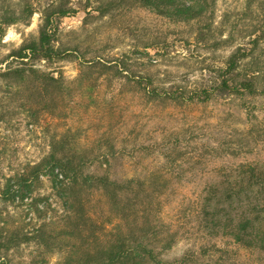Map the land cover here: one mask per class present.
Listing matches in <instances>:
<instances>
[{"label":"rangeland","instance_id":"1","mask_svg":"<svg viewBox=\"0 0 264 264\" xmlns=\"http://www.w3.org/2000/svg\"><path fill=\"white\" fill-rule=\"evenodd\" d=\"M27 1L35 7L32 16L5 27L0 36V72L8 64H18L9 54L38 35L40 10L53 0ZM104 1L68 0L78 11L59 19L57 44L73 49V54L56 62H35L34 67L54 76L60 72L66 81L54 114L39 112L32 118L29 106L38 105L41 95L31 97L29 82L12 89L0 77V191L9 176L46 155L52 136L68 131L77 147L107 155V167L118 178L164 166L163 151L169 146L181 150L176 161L181 167L174 169L183 172H165L172 182L181 180V185L171 187L173 192L169 190L163 208V219L175 224L178 210L196 200L207 183L264 178V96H217L207 103L161 105L146 101L135 84L140 76L149 75L159 87L208 86L227 56L254 38L259 43L252 63L264 84V0H208L212 1L209 21L201 22L206 27L200 33L193 23L173 22L137 6L97 15L95 8ZM18 3L0 0V5L8 4L16 11ZM220 40H224L221 46L212 47ZM78 56L89 61L99 58L112 67L124 62L128 77L115 78L113 70H107V75L98 78L105 68L97 65L84 70ZM82 70L85 79L80 81ZM40 179L32 195L48 196L40 204L48 201L59 210L61 201L51 178L46 174ZM24 207L8 204L4 211L17 222L27 221ZM190 210L186 213L190 221L162 258L173 260L189 253L194 255L190 264H215L212 260L218 253L213 251L225 248L232 264H264L255 252L237 249L220 238L206 240L210 251L205 261L196 262L205 240L191 233L194 212ZM34 253V244H23L11 252L12 262L31 264ZM49 258L53 264L60 255L52 252Z\"/></svg>","mask_w":264,"mask_h":264},{"label":"trees","instance_id":"2","mask_svg":"<svg viewBox=\"0 0 264 264\" xmlns=\"http://www.w3.org/2000/svg\"><path fill=\"white\" fill-rule=\"evenodd\" d=\"M211 3L208 0H105L95 10L102 16L116 9L137 6L173 22L193 23L200 33L206 27L201 26V22L209 21ZM18 5L17 11L8 4L0 5V36L5 27L18 21L27 22L35 12V7L27 0H19ZM77 11L68 0L47 3L40 10L38 35L12 50L9 56L18 64H8L0 72L8 87L17 89L29 82L31 97L35 93L41 95L38 105L29 106L32 118L36 119L39 112L54 114L58 109L56 98L62 95L60 92L65 94L66 81L60 72L54 76L34 65L40 61L56 62L73 54V49L57 44L58 21L74 16ZM223 41L213 42L212 47L218 48ZM258 41L254 38L232 51L208 86L159 87L149 75H144L136 80V88L146 101L161 105L207 103L217 96H264L260 71H256L252 63ZM78 57L84 70L97 65L105 68L98 78L107 75V70H113L115 78L121 77L117 75L128 77L124 74L127 71L124 62L114 68L99 58L89 61ZM84 73L82 70L77 80L85 79ZM88 73L90 75L91 71ZM70 133L52 136L45 156L6 179L0 191V264H13L11 252L29 243L35 245L31 264H50L52 252L60 255L53 264H190L194 255L189 253L173 260L162 258L190 221L186 219L187 209L194 212L191 233L205 240L196 262L205 261L203 257L209 250H206V240L211 238L224 239L237 249L255 252L264 262V178L207 183L196 200L178 210L180 218L175 224L163 219V208L170 192L174 191L171 187L175 183L181 185V180L172 182L165 172H183L174 169L181 167L176 162L181 150L169 146L163 151L164 166L143 175L118 178L107 167V155L94 148L77 147ZM46 174L61 201L59 210L48 201L40 204L48 196L32 195L33 188ZM8 204L24 205L28 220L15 221L4 211ZM186 231L189 230L186 228ZM214 252L218 253L212 260L215 264H232L229 250L217 248Z\"/></svg>","mask_w":264,"mask_h":264}]
</instances>
